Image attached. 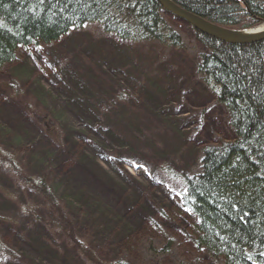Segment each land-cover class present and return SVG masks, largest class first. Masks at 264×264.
Listing matches in <instances>:
<instances>
[{"label":"rangeland","instance_id":"obj_1","mask_svg":"<svg viewBox=\"0 0 264 264\" xmlns=\"http://www.w3.org/2000/svg\"><path fill=\"white\" fill-rule=\"evenodd\" d=\"M161 15L181 50L120 42L87 23L20 49L0 70L1 264L112 263L135 253L124 230L148 234L160 220L176 234L171 197L180 184L168 167L198 173L201 149L234 133L192 69L201 42L187 23ZM35 176L47 198L26 182Z\"/></svg>","mask_w":264,"mask_h":264},{"label":"trees","instance_id":"obj_2","mask_svg":"<svg viewBox=\"0 0 264 264\" xmlns=\"http://www.w3.org/2000/svg\"><path fill=\"white\" fill-rule=\"evenodd\" d=\"M172 1L226 28L264 20V0ZM160 11L157 0H0V70L20 49L50 45L86 23L121 39L181 50L180 35ZM194 33L204 51L192 69L203 89L225 106L234 136L203 147L196 174L168 167L170 182L180 184L176 234L160 220L149 226L153 231L146 227L148 234L135 237L124 230V237L130 234L126 246L135 253L104 264H164L157 255L172 256L166 258L171 264H264V39L229 44ZM41 179L32 177L29 184L47 198L52 191ZM87 258L98 260L92 252Z\"/></svg>","mask_w":264,"mask_h":264},{"label":"water","instance_id":"obj_3","mask_svg":"<svg viewBox=\"0 0 264 264\" xmlns=\"http://www.w3.org/2000/svg\"><path fill=\"white\" fill-rule=\"evenodd\" d=\"M162 10L186 22L202 34L229 44H248L264 39V27L257 30L228 29L206 21L205 19L183 9L172 0H157Z\"/></svg>","mask_w":264,"mask_h":264},{"label":"bare ground","instance_id":"obj_4","mask_svg":"<svg viewBox=\"0 0 264 264\" xmlns=\"http://www.w3.org/2000/svg\"><path fill=\"white\" fill-rule=\"evenodd\" d=\"M161 7V6H160ZM163 10H162V8H161V11L160 12H162ZM170 15H172V14H170ZM180 20V19H179ZM186 23V22H185ZM264 27V25H260V26H258V27H255V26H252V27H246V28H243V29H247V30H257V29H261V28H263ZM192 28V27H191ZM194 30L195 29H193L192 28V31L194 32ZM71 31V30H70ZM69 31V32H70ZM106 34H110V35H112L114 38L115 37H117L114 33H112V32H105ZM118 40L120 41V42H132V43H145V42H155V41H143V42H137V41H135V40H131V39H121V38H119L118 37ZM155 43H157V42H155ZM202 43V42H201ZM157 44H159V43H157ZM203 44V43H202ZM204 51V49H203V46H202V52ZM199 56V55H198ZM199 62V60H196V62L195 63H198ZM202 86V85H201ZM99 97H100V95H99ZM93 100V99H92ZM98 101V99L95 101V102H97ZM102 101V100H101ZM171 168V167H170ZM92 186H93V183H92Z\"/></svg>","mask_w":264,"mask_h":264}]
</instances>
